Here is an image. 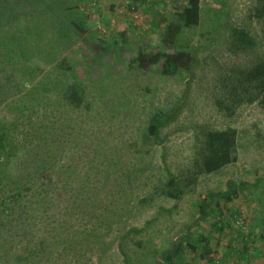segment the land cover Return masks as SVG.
Listing matches in <instances>:
<instances>
[{"label": "rangeland", "instance_id": "374dc122", "mask_svg": "<svg viewBox=\"0 0 264 264\" xmlns=\"http://www.w3.org/2000/svg\"><path fill=\"white\" fill-rule=\"evenodd\" d=\"M125 1L0 0V264L43 242L27 264H154L189 227L211 252L200 259L185 251L188 262L264 264V113L257 103L230 105L231 113L215 106L227 103L221 81L229 70L264 63L257 0H225L219 21L217 0H199V24L164 47L161 33L184 3ZM235 28L258 53L232 50ZM135 46L203 49L162 145L147 127L180 105L187 74L138 69ZM68 86L80 90L79 108L63 99ZM228 127L237 132L236 162L199 177L178 202L157 194L166 170H188L202 129ZM230 179L249 187L222 203L228 225L218 230L222 217L210 211L201 220L198 205Z\"/></svg>", "mask_w": 264, "mask_h": 264}, {"label": "trees", "instance_id": "16d2710c", "mask_svg": "<svg viewBox=\"0 0 264 264\" xmlns=\"http://www.w3.org/2000/svg\"><path fill=\"white\" fill-rule=\"evenodd\" d=\"M33 4L35 0H30ZM170 3L181 2L183 7L175 14L178 17L177 22H169L166 25L165 31L161 33V47L172 46L175 43L176 37L182 29L195 27L200 21V1L199 0H166ZM90 7L95 5V0H88ZM220 5V11L216 15V21L228 16V9L225 0H217ZM29 5L30 2L28 1ZM258 9L257 17L260 18L264 14V0H257ZM93 8V7H92ZM30 37L27 36V39ZM116 38L113 39V41ZM232 50L236 53L250 55L252 52H259L257 43L243 29H233ZM148 49V48H147ZM203 49L194 47L192 49H176L168 51L162 48L158 51L133 47V53H130V60L136 63L138 69L148 70L152 66H159V71L163 76H170L176 72H185L187 74L186 87L182 94V101L174 110L169 113H156L152 116L147 127L146 134L151 137L157 145H162L161 132L173 124L186 106L187 94L189 93L192 80L195 77V69L199 64L198 53ZM229 74L222 79L221 86L223 87V95L227 103H222V100H216L215 106L219 110L232 112L233 108L230 105L237 107L242 103L251 104L257 103L259 108L264 113V63L248 65V67L238 66L234 70H229ZM63 99L73 108H79L83 102L80 90L74 86L64 87ZM4 147L3 139H0V150ZM237 154V132L234 128L226 129H202L196 135L194 148V158L188 170L182 176L174 175L170 171L167 172V179L163 186L158 189L157 194L164 199L175 200L178 202L183 198L186 192L196 183L197 179L204 175H210L219 172L226 166L236 162ZM264 179V177H263ZM249 184L245 181L237 182L230 179L226 182L225 190L221 192H211L203 197L198 205L200 219L208 218L210 211L216 212L220 217L218 230H222L228 224H225L224 208L222 203H230L235 200L240 192L245 191ZM92 194H95L94 192ZM21 195V190H18L13 196L5 198L4 202L14 197ZM142 202H146L143 199ZM88 209L87 207L84 210ZM189 227L183 236L171 244L169 249L163 251L160 259L154 264H193L185 260V251L193 254H198L200 259H204L210 255L209 250L201 249L199 246L203 243V239H194L190 234ZM132 232H138L136 229H131ZM43 243L36 244L33 248L23 251L24 253L16 254L12 264H27L30 255L40 252ZM200 249V252L199 250ZM199 252V253H198ZM4 264V263H3Z\"/></svg>", "mask_w": 264, "mask_h": 264}, {"label": "built area", "instance_id": "2783aa9c", "mask_svg": "<svg viewBox=\"0 0 264 264\" xmlns=\"http://www.w3.org/2000/svg\"><path fill=\"white\" fill-rule=\"evenodd\" d=\"M125 3H127V0L125 1Z\"/></svg>", "mask_w": 264, "mask_h": 264}]
</instances>
